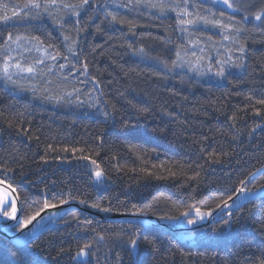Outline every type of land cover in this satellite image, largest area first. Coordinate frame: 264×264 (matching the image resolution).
Instances as JSON below:
<instances>
[{
    "label": "trees",
    "instance_id": "trees-1",
    "mask_svg": "<svg viewBox=\"0 0 264 264\" xmlns=\"http://www.w3.org/2000/svg\"><path fill=\"white\" fill-rule=\"evenodd\" d=\"M25 2L0 0V16H9L0 20V67L15 52L14 43L7 40L9 33L13 38L27 37L21 39L26 50L34 48V52L27 50L31 60L24 66L44 59L36 65V73L28 74L30 84L13 83L0 71V178L17 190L23 221L36 211L41 213L45 201L59 206L61 200L99 203L101 209L122 214L143 210L156 218H180L189 205L202 211L216 209L238 193L241 181H247L249 190L264 188V105L256 104L264 99V32L254 30L261 22L250 16L245 23L249 31L240 35L246 42L247 71L226 64L225 75L219 77L215 73L220 62L241 55L235 51L237 44L223 40L220 28H190L191 38L201 41L194 47L170 10L161 13L128 0H90L79 18L56 8L49 10L52 15L41 11L37 16L36 10L23 8ZM164 2L183 4V0ZM200 4L202 15L211 9L217 19L220 12L237 20L242 17L240 12L231 14L202 0H190L189 11ZM13 10L19 15L14 16ZM108 12L126 23L106 19ZM76 27L86 28L79 33L76 51L89 62L88 76L77 70L76 57L67 52L70 41L63 39L65 35L75 38ZM33 37L44 41L39 51ZM49 44L62 54L56 61L45 58L43 48ZM228 47L234 51L227 53ZM139 48L146 55L134 51ZM177 51L188 52L186 60L192 59V51L205 59L198 71L187 64L166 67L165 62L171 65L176 60ZM91 76L100 83L92 82ZM144 108L148 111H139ZM105 111L111 115L106 117ZM9 120L14 127H8ZM209 152H215L221 162L205 163ZM92 160L105 173L99 180ZM176 162L184 165L186 176L158 180L130 171L141 167L153 171L151 166L161 163L178 171ZM194 170L201 173V180H188ZM155 171L166 175L164 169ZM225 221L179 237L140 224L106 223L70 212L29 245L16 246L0 237V264H254L264 258V198L246 204ZM133 233L139 237L135 249L126 242ZM85 244L92 245L88 254L77 255Z\"/></svg>",
    "mask_w": 264,
    "mask_h": 264
},
{
    "label": "snow or ice",
    "instance_id": "snow-or-ice-1",
    "mask_svg": "<svg viewBox=\"0 0 264 264\" xmlns=\"http://www.w3.org/2000/svg\"><path fill=\"white\" fill-rule=\"evenodd\" d=\"M214 3H222L226 5L229 9L232 10V12H240L242 14V17L240 20H237L235 16L233 15H226L224 12L219 13V19L215 18L217 16L216 12H213L211 9H206V11L209 13L208 15H202L201 14V8H203V5H197L196 10L189 11V4L190 0H183V4H176L175 6L168 5L164 2V0H128L129 4H135L136 6H146L148 8H153L159 10L161 13H164L165 11H173L176 13L177 16V25L179 26V29L183 33H188L189 39H188V44L193 45L194 47H198L199 43L201 41L199 40V37H197L195 40L192 39L191 37L193 36V32L189 31L190 28L194 29L198 25H205V26H212L215 28H220L223 30V40L224 41H232L233 43L237 44L238 47L235 48L236 52H239L241 55L236 58L234 61L232 56L229 55L225 60L220 62V68L219 70L215 73V75L219 77H223L225 75L224 72V65H231L234 68H239L241 71L246 72L247 67L245 65V58L247 55V48H246V42H241L240 40V35L241 33L249 31L245 27V23L248 21L249 17H254L256 21H260V25L258 26L257 29L254 30H259L260 32H264V0H261L259 4L256 3V0H213ZM90 4V0H75V2H65V0H26V2L23 5L24 9H29V10H36V15L39 16L41 14V11L45 13H49L52 15L51 12H49L50 9L56 8L60 10H68L67 15L68 16H74L79 18L80 17V10L86 8ZM14 16L19 15V12L13 10L12 13ZM25 15L27 16L28 13L25 12ZM107 17H111V22L117 23V24H124L126 21L119 19L117 15L113 12H108L106 14V19ZM9 19L8 15H2L0 16V20L7 21ZM89 20L92 19L91 16L88 17ZM225 20L228 22L225 23ZM59 26L63 29L64 24L62 22H58ZM76 25L80 24V20L76 19L75 21ZM130 27H134V25H131ZM74 32L76 33L75 38H71L68 35H65L63 37L64 41L70 43L67 44V52L70 53L73 57H76L77 62L79 63L80 67L77 70L83 71V74L85 76L89 75L88 69H89V62L87 61V58L80 59L79 54L77 53L76 49L79 44V33L86 31L85 27H76L73 29ZM97 31H101L100 28H97ZM21 39H28L27 37H21V36H16L13 38V35L9 33L7 35V40L15 43L18 47L20 46L19 42ZM36 45H37V51L40 50V46H43L44 41H42L39 37H33L32 38ZM211 40V37L208 38ZM10 47V45H9ZM131 48V45H129ZM49 48L52 49V51H49ZM43 51L45 53V58L50 59L52 61H56L58 57H60L62 54L59 51V49H56L53 45L49 44L47 47L43 48ZM95 51V49H93ZM137 54L140 55H146L145 51L143 48L135 49L134 50ZM202 51V50H201ZM234 51L233 48L228 47L226 48L227 53H232ZM189 55L188 52H184V55H181V51L176 52V60L171 63V65H168L167 62H165V66L174 69L176 67H184L185 64L189 66V68L192 71H198L199 67L201 66L202 60L205 59L203 56H198L195 51L191 52V57L192 59H185ZM13 58L11 56H8L3 64L2 67H0V71H2L5 75V77L8 80H12V75L14 73H10V68H15L17 72H26L29 74L36 73L37 67L36 65L43 64L44 59H39L35 62V65H29V66H24L21 63L17 62L15 64L10 63V61ZM66 61L69 63H72L71 60L67 56L64 57ZM211 63V61H209ZM67 65L66 64H61V68H65ZM73 67H76L75 64L72 65ZM71 74V73H70ZM203 75V73H200ZM67 79V77H65ZM91 81L94 82L95 84H99L100 81L96 78V76H91ZM13 83H17V81H12ZM80 90L79 89H74V92L78 93ZM68 96H72L73 93L69 92L67 93ZM59 99H62L60 97ZM249 99H251L249 97ZM82 103V102H81ZM256 104L259 105H264V99L262 100H257ZM111 108L113 112L115 111V105H111ZM141 112H147L148 109H139ZM104 115L107 117L111 115L110 112L105 111ZM256 115H260V110L256 109ZM236 116L233 115L231 119L233 122L236 120ZM127 127V125H124ZM8 127L12 128L14 127L13 123L9 120L8 121ZM255 131V129H253ZM23 135H28L27 132H24ZM31 139V137H29ZM37 139H39L37 137ZM49 149H51V145L48 146ZM133 150L135 151V147H133ZM62 151H67V149H62ZM73 152L77 151V149H72ZM80 151H83L82 149ZM99 155V153H97ZM137 155L139 156V152H137ZM82 159H89L88 156H83L81 157ZM140 159L143 161V157L141 156ZM208 161H211L212 163H220V158L217 156L215 152H209L207 153V159L205 160V163ZM146 163V161H144ZM91 163L95 166V176L99 180L102 178L105 173L103 169H101L100 165L97 164L96 160H92ZM153 171H149L147 168L141 167L139 169L132 168L130 171L132 172H141V173H146L148 176H153L155 179L158 180H166L169 177H177V176H186V172L184 169V165L180 164L179 162H176V167L178 171H173V168L171 166L165 167L164 163H161L159 165L153 164L152 166ZM197 168H202L203 165H196ZM189 168H191V165H189ZM156 169H164V172L166 173H160L158 174L155 170ZM119 171H123V168H120L118 166ZM5 171H12V169H5ZM251 175V174H250ZM201 173L199 171L194 170V175L188 177V180H193V181H199L201 180ZM247 181H241L240 182V192H248L249 189L246 187ZM0 185H6L4 188L3 192H0V215H3L4 217H7L9 219H17V212L20 210L17 208L16 205V199H13L12 196L16 192V190L13 188L12 184L7 183L6 180L0 179ZM261 187H264V185H261ZM233 197L229 196L228 199L223 200L221 203L217 204V208H222V207H231L229 205L228 201L232 200ZM10 201V202H9ZM68 200H61L59 203L60 204H66L68 203ZM80 203H86V201L81 200ZM57 204L50 203L48 201H45L43 204V208H54L57 207ZM94 208L101 209V205L99 203H94L91 205ZM135 207V206H133ZM151 207V206H149ZM101 210L103 211H111V208H102ZM195 212L196 217L199 219H204L206 216H211L212 211H215L213 209L212 211H202L199 207H196L194 204L189 205L188 209L184 212L181 213L182 216L188 217L192 212ZM135 215H142L144 214L143 210H140L136 213ZM40 215V211H36L34 214L31 216H27L25 220L22 222L23 227H27L28 224H31L32 221L36 220L37 216ZM229 216H231V213H229ZM74 219H78V217H74ZM161 219H169V220H174L178 219L177 217L174 216H165L161 217ZM189 223H195V219H191L188 221ZM225 224L228 223V221L224 222ZM123 231V230H121ZM117 237H120V233H116ZM99 239L103 240L104 237L100 236ZM139 237H135V233L132 235L127 236V243L131 246L132 249H135L137 247V240ZM150 244H155V241H147ZM92 247L91 244H85L83 248H81L80 252L77 253V255H87L88 252L87 250ZM129 256H131V252H129ZM254 264H264V258H259L254 262Z\"/></svg>",
    "mask_w": 264,
    "mask_h": 264
},
{
    "label": "water",
    "instance_id": "water-1",
    "mask_svg": "<svg viewBox=\"0 0 264 264\" xmlns=\"http://www.w3.org/2000/svg\"><path fill=\"white\" fill-rule=\"evenodd\" d=\"M5 187L6 185H0V192H3ZM17 197L18 199H16ZM12 198L16 199L17 208L20 210L17 212V219L15 220L0 215V237L16 246H24L34 242L47 230L56 227L57 224L70 212H80L86 216L112 224H140L147 228L150 227L165 230L177 235H188L219 222H223L226 217L229 216V212L233 213L240 210L243 206L250 202L263 199L264 188L249 190L248 192L238 191L233 199L228 201L231 207L217 208L215 211H212L211 216H206L204 219L197 218L195 212L193 211L188 217L193 216L197 218V220L195 223L190 224H184L185 220L188 218L184 216L175 220H168L144 214H122L111 211H103L86 203H80V201H69L66 204H61L57 207L44 210L39 216H37L36 220L32 221L31 224H28L27 227H23L18 233H11L10 231L15 227L23 225V207L17 190L13 194ZM51 219H55V221L51 225L36 233L38 227L42 223Z\"/></svg>",
    "mask_w": 264,
    "mask_h": 264
},
{
    "label": "rangeland",
    "instance_id": "rangeland-1",
    "mask_svg": "<svg viewBox=\"0 0 264 264\" xmlns=\"http://www.w3.org/2000/svg\"><path fill=\"white\" fill-rule=\"evenodd\" d=\"M204 3H210V4H214V5H218L220 8L224 9L225 11L231 13V14H235L234 12H232L231 9H229L226 5L222 4V3H214L213 0H202ZM260 21H257V23H259ZM20 46L18 47L15 43L14 46L12 47V50H14L15 52L12 53L10 56L13 58L10 63L15 64L17 62L21 63L22 65H26L28 62H30V58H28L27 56H31L29 55V51H33L34 52V48L33 46H30L29 48H27L26 50V46L22 43V41L20 40L19 42ZM35 45V44H33ZM24 48V49H23ZM186 65V64H185ZM10 73H14L12 75V80L11 81H17L18 83H29V79H28V74L26 72H17V70L15 68H10ZM4 74V73H3ZM30 84V83H29ZM189 217L187 218V220L185 221V224H190L188 222ZM196 220V219H195Z\"/></svg>",
    "mask_w": 264,
    "mask_h": 264
},
{
    "label": "bare ground",
    "instance_id": "bare-ground-1",
    "mask_svg": "<svg viewBox=\"0 0 264 264\" xmlns=\"http://www.w3.org/2000/svg\"><path fill=\"white\" fill-rule=\"evenodd\" d=\"M233 197H234V196H233ZM46 209H48V208H45L44 210H46ZM216 209H217V208H216ZM44 210H43V211H44ZM43 211H42V212H43ZM42 212H41V213H42ZM41 213H40V214H41ZM229 213H230V212H229ZM190 217H192V216H190ZM54 221H55V219H51V220H47L46 222L42 223V224L38 227L36 233H38V232H39L40 230H42L43 228H46L47 226L51 225ZM61 221H62V220H61ZM61 221H60V222H61ZM224 221H225V220H224ZM60 222L57 224V226L60 224ZM103 222H104V221H103ZM106 223H107V222H106ZM57 226H56V227H57ZM56 227H54V228H56ZM52 229H53V228H52ZM49 230H51V229H49ZM201 230H202V229H201ZM47 231H48V230H47ZM199 231H200V230H199ZM196 232H198V231H196ZM44 233H45V232H44ZM194 233H195V232H194ZM192 234H193V233H192ZM181 236H187V235H179V237H181ZM38 238H39V237H38ZM38 238H37V239H38ZM37 239H36V240H37Z\"/></svg>",
    "mask_w": 264,
    "mask_h": 264
}]
</instances>
